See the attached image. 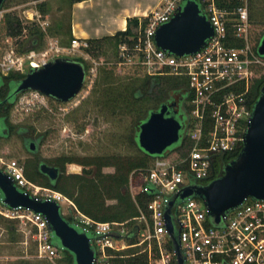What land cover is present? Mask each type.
Masks as SVG:
<instances>
[{"label": "built area", "instance_id": "built-area-1", "mask_svg": "<svg viewBox=\"0 0 264 264\" xmlns=\"http://www.w3.org/2000/svg\"><path fill=\"white\" fill-rule=\"evenodd\" d=\"M195 1L213 28L198 51L176 55L154 40L156 29L169 21L185 0H158L154 9L138 19L133 44L121 42L117 46L120 63L136 64L150 77L177 78L186 87L185 143L153 156L140 182L131 181L132 197L145 196V208L138 215L122 222L96 221L59 191L28 179L22 163L0 158V170L18 189L40 199H54L59 205L62 201L69 204L75 213L70 223L91 238L93 264H110L112 258L122 256L118 252L129 247L137 248L135 254H145L147 264H180V259L181 264H264V198H245L222 222L214 224L203 199L176 196L188 185L211 181L217 157L242 145L252 111L250 88L258 68L264 65L258 44L252 40L248 0L232 7L221 6L217 0ZM48 44L42 51H6L0 59V73H23L26 65L41 67L60 54L74 56L78 52V58H90L87 39L73 37L67 46ZM97 65L94 61L86 69L83 86L87 81L93 83ZM47 99L38 90H27L19 94L14 107L35 111L48 107ZM168 207L172 232L165 217ZM0 216L30 225L39 257L52 260L60 256L42 213L9 207L0 196ZM110 231L118 232L121 238L107 235Z\"/></svg>", "mask_w": 264, "mask_h": 264}, {"label": "rangeland", "instance_id": "rangeland-1", "mask_svg": "<svg viewBox=\"0 0 264 264\" xmlns=\"http://www.w3.org/2000/svg\"><path fill=\"white\" fill-rule=\"evenodd\" d=\"M70 2L4 0L0 8V59L10 49L20 54L29 45L28 41L32 38L30 32L35 27L43 32V37L34 43L37 51L49 47L50 41L67 46L73 38L69 32ZM248 5L253 31L260 33L264 30V0H251ZM6 13L19 17L24 25L21 34H6L3 24V15ZM76 53L74 56L60 54L58 57L66 56L82 61L77 57L80 54ZM88 55L90 58L84 61L86 67L89 68L94 61L98 62L97 74L93 83L87 81L72 100L62 103L48 97V107L26 111L15 109L20 93L16 96L9 111V130L4 128L0 119V158L14 159L29 168L37 161L50 164L58 157H68L73 161L65 164V173L80 174L83 168L80 162H92L111 155L132 157L138 153L130 142L139 114L144 113L143 110L139 113L138 109L152 107L157 98L166 92L174 99L177 94L166 91V84L162 81L154 94L135 98L133 92L137 88L145 89L144 81L147 77L138 65L120 63L117 47L111 39L103 40L100 49L88 52ZM29 69L26 65L23 73L26 74ZM263 74L264 65L259 67L253 82ZM0 89L5 91L3 87ZM31 141L35 143L34 150L28 147ZM102 171L112 173L114 167H103ZM106 202L116 203V200L108 199ZM60 210L65 218L72 219L75 215L65 201L60 203ZM30 228L28 223L20 219L10 220L0 216V264H66L61 260L64 252L62 249H59L60 256L52 260L39 257ZM136 250L129 247L120 253Z\"/></svg>", "mask_w": 264, "mask_h": 264}, {"label": "water", "instance_id": "water-1", "mask_svg": "<svg viewBox=\"0 0 264 264\" xmlns=\"http://www.w3.org/2000/svg\"><path fill=\"white\" fill-rule=\"evenodd\" d=\"M3 2L4 0H0V7ZM212 33L213 28L205 15L200 13L197 2L185 0L171 19L156 29L154 40L160 48L183 55L198 51ZM34 47L35 44L28 45L23 51ZM257 50L264 56V35ZM85 75L86 68L81 61L66 56L55 57L41 67L30 68L24 77L13 84L12 94L17 96L27 90H38L65 103L80 92ZM174 105L175 101L161 104L139 125L137 143L151 156L163 154L181 140L184 127L171 113ZM28 147L34 150L35 143L31 141ZM39 169L51 180H55L60 173L58 167L45 162L40 163ZM0 196L9 207L21 206L42 213L47 219L51 235L56 239V246L70 251L74 256V264H93L95 254L90 236L64 218L56 200L40 199L18 189L1 170ZM176 196H197L203 199L214 224L222 222L227 212L240 205L245 198H264V83L252 106L238 155L224 165L220 176L204 185H188ZM172 203L173 200L168 205ZM165 217L168 229L172 232L169 207L165 211ZM107 235L121 238L116 231H110ZM181 261L180 259V264Z\"/></svg>", "mask_w": 264, "mask_h": 264}, {"label": "trees", "instance_id": "trees-1", "mask_svg": "<svg viewBox=\"0 0 264 264\" xmlns=\"http://www.w3.org/2000/svg\"><path fill=\"white\" fill-rule=\"evenodd\" d=\"M76 1L80 0H71V2ZM217 1L221 6L227 7H232L241 3V0ZM250 1L251 0H248V3ZM129 21L133 23V26L129 25L125 30L117 31L112 36L87 39L89 47L86 49V51L89 53H93L97 49H100L102 41L105 39L113 40L116 47L121 42L133 44L137 35L136 29L138 19L132 18ZM3 24L6 34L9 36H17L21 34L22 30L24 29V25L22 24L19 17L12 16L10 13H6L5 15H3ZM251 33L253 42L258 44L260 39L264 35V30L256 34L251 26ZM30 36L32 37L30 38V40L37 41L39 40V38L43 37V32L40 28L35 27L30 32ZM262 58L264 59V56H262ZM81 62L87 69L86 63L83 59ZM0 76V82L2 83V87L5 89L4 92L0 90V100H2L0 103V119L3 121L4 128L9 130V128L11 127V124L9 122V111L16 98V95L12 94V87L17 80H20L25 76V73L10 72L7 75H3L0 73ZM145 77H147V79L144 81L145 89L143 87L137 88L133 92V96L139 99L144 95H152L154 94L155 89L161 84L162 81H164L167 88L166 91H173L175 94H177V96L182 97V105L185 112L183 117L178 119L183 123L184 127L188 121V108L185 103V85H180V81H178L177 78L174 77H150L146 74ZM256 81L257 83H255ZM255 82L252 83L249 93V102L251 106H253L254 102L256 101L260 92V87L264 83V74L257 78ZM173 99L174 98L169 94L167 95L166 92L162 97L157 98L155 104L152 107H147L146 109H138L139 113L141 112V110H143L144 113L139 114L132 134L130 135V142L136 147L138 151L136 155L132 157L127 155H111L109 157H105L104 159L92 162H80V164L83 166L82 173L80 174H66L65 164L67 162H72L73 160L69 159L68 157H58L57 159L51 161L49 164L59 168L60 173L55 180H51L46 174L40 171V163L39 161H37L35 165H32L29 168L24 167L26 177L33 182H38L43 186L50 187L53 190L59 191L67 198L72 200L79 211L96 221L122 222L138 215L139 210L145 208V196L143 194H138L133 198L130 193V183L131 181L132 183L140 182L141 173L146 167H148L153 157L139 147L137 143L138 128L140 123L146 119L151 111L158 109L159 106L163 103L172 102ZM4 135L6 136L7 133H4ZM185 140V131L183 130L181 134V140L176 146H174V148H179L184 145ZM241 147L242 145L235 152L225 153L217 157L214 162L213 178L222 174L224 165L238 155ZM107 166H113L114 171L112 173H104L102 171V168ZM108 199H115L116 203H107L106 200ZM65 219L71 222V219ZM51 241L53 244L56 243V239L53 236H51ZM62 250L64 252L61 260L65 261L66 264H74L73 254L66 249ZM117 254H121L122 256L112 258L110 264H147L146 255L143 253L135 254V251H129L127 253L118 252Z\"/></svg>", "mask_w": 264, "mask_h": 264}, {"label": "crops", "instance_id": "crops-1", "mask_svg": "<svg viewBox=\"0 0 264 264\" xmlns=\"http://www.w3.org/2000/svg\"><path fill=\"white\" fill-rule=\"evenodd\" d=\"M158 0H80L70 2L69 32L80 39L112 36L133 26L156 6Z\"/></svg>", "mask_w": 264, "mask_h": 264}, {"label": "flooded vegetation", "instance_id": "flooded-vegetation-1", "mask_svg": "<svg viewBox=\"0 0 264 264\" xmlns=\"http://www.w3.org/2000/svg\"><path fill=\"white\" fill-rule=\"evenodd\" d=\"M36 42L37 41L29 40L28 44L31 45V44H34ZM1 87H2V83L0 82V88ZM1 101L2 100H0V103H1ZM173 101H175V105L171 108V113L174 114L175 116H177V118H182L184 115V112H185L184 107L182 105V97L181 96H177V97L175 96V99H173Z\"/></svg>", "mask_w": 264, "mask_h": 264}]
</instances>
